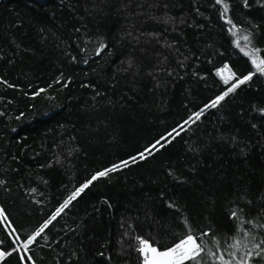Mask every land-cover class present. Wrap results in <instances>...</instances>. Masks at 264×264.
Masks as SVG:
<instances>
[{
	"label": "trees",
	"instance_id": "trees-1",
	"mask_svg": "<svg viewBox=\"0 0 264 264\" xmlns=\"http://www.w3.org/2000/svg\"><path fill=\"white\" fill-rule=\"evenodd\" d=\"M245 35L264 58V0H0V264H142L185 220L264 238V75L206 108L255 71Z\"/></svg>",
	"mask_w": 264,
	"mask_h": 264
},
{
	"label": "snow or ice",
	"instance_id": "snow-or-ice-1",
	"mask_svg": "<svg viewBox=\"0 0 264 264\" xmlns=\"http://www.w3.org/2000/svg\"><path fill=\"white\" fill-rule=\"evenodd\" d=\"M217 4H221L222 0H216ZM228 12V5L223 4L222 16H226ZM226 23L231 25L229 31L235 36L237 33L236 25L232 23L230 19L226 20ZM245 41V47H240V42L237 40L236 47L240 48V51L247 57H249L251 64L254 66L255 71L249 72L248 75H245L243 78H237L236 73L232 71L228 65H225L223 68L217 71V75L223 81L224 84L228 85L231 81L235 80V83H231V86L224 91L222 95L217 96L212 100L206 108H215L221 101L225 99L231 92L235 91L241 84L246 83L251 80L253 75L260 74L264 75V58H260L258 53L259 49L246 51L245 49L251 43L249 36H243ZM103 47V46H102ZM43 91V90H41ZM39 92L37 93V95ZM203 111L196 112L189 119L192 123L199 120L203 115ZM184 123H189L185 121ZM183 127V126H181ZM175 131V130H173ZM179 135V132H176ZM169 136L172 133L168 134ZM160 142L157 141V144ZM156 145H152V148H155ZM158 150V149H157ZM151 154V148L147 150ZM141 157H144V154L141 153ZM124 165H127V162H124ZM120 165H114L113 167L101 171L96 175L92 176L86 183L81 187L72 191L68 197L63 201L59 208L56 209L55 213L48 219L45 223L40 226L35 233L28 239L27 243L23 244V249L27 250L29 246L37 241L38 237H41L45 230L52 224L53 221L57 219L64 211L67 209L74 200L92 183L99 177H104L109 174V172H114L119 170ZM2 183V181H0ZM233 217L240 223L243 224L245 221L241 216H238L235 211L232 213ZM0 216H3V211L0 210ZM5 220L6 216L3 217ZM251 223V221H248ZM185 225L187 231L179 234L178 241L172 244L171 246H166L163 249H158L153 243H150L148 240L143 238H138L137 248L141 253L142 264H251L253 259V254L264 258V238H261L259 241L256 239L251 231L244 233L242 239L236 237L231 238V242L225 241L223 246L221 241L213 237L211 240H205V236L209 235L207 232L197 233V231L187 223L185 220ZM257 227L264 228V224L257 225ZM242 230V229H241ZM46 239V237H44ZM248 244H251V247H248ZM242 249H247L242 251ZM224 253H227L228 259H225ZM240 253V255H238ZM6 255L4 252H0V259ZM11 255V253H7ZM23 259V257H21ZM31 257H29V260Z\"/></svg>",
	"mask_w": 264,
	"mask_h": 264
},
{
	"label": "water",
	"instance_id": "water-1",
	"mask_svg": "<svg viewBox=\"0 0 264 264\" xmlns=\"http://www.w3.org/2000/svg\"><path fill=\"white\" fill-rule=\"evenodd\" d=\"M29 238H30V237H28L23 243H24V244L27 243V241H28Z\"/></svg>",
	"mask_w": 264,
	"mask_h": 264
},
{
	"label": "built area",
	"instance_id": "built-area-1",
	"mask_svg": "<svg viewBox=\"0 0 264 264\" xmlns=\"http://www.w3.org/2000/svg\"><path fill=\"white\" fill-rule=\"evenodd\" d=\"M136 250L139 252L138 248Z\"/></svg>",
	"mask_w": 264,
	"mask_h": 264
},
{
	"label": "bare ground",
	"instance_id": "bare-ground-1",
	"mask_svg": "<svg viewBox=\"0 0 264 264\" xmlns=\"http://www.w3.org/2000/svg\"><path fill=\"white\" fill-rule=\"evenodd\" d=\"M136 249H137V247H136Z\"/></svg>",
	"mask_w": 264,
	"mask_h": 264
},
{
	"label": "rangeland",
	"instance_id": "rangeland-1",
	"mask_svg": "<svg viewBox=\"0 0 264 264\" xmlns=\"http://www.w3.org/2000/svg\"><path fill=\"white\" fill-rule=\"evenodd\" d=\"M24 244V243H23Z\"/></svg>",
	"mask_w": 264,
	"mask_h": 264
}]
</instances>
